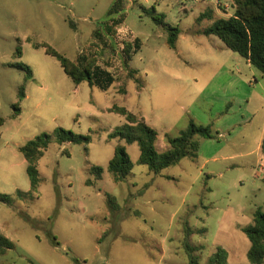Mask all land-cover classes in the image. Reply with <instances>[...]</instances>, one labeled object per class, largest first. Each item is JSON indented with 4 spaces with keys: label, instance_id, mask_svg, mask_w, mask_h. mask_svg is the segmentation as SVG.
<instances>
[{
    "label": "rangeland",
    "instance_id": "rangeland-1",
    "mask_svg": "<svg viewBox=\"0 0 264 264\" xmlns=\"http://www.w3.org/2000/svg\"><path fill=\"white\" fill-rule=\"evenodd\" d=\"M203 2L0 0V193L13 197L12 205L0 201V234L15 244L0 264H189L186 240L203 247L200 264L218 247L228 264H251L243 228L264 212V75L204 33L235 13L234 0L229 13L218 7L229 0ZM156 19L180 28L176 49ZM136 39L140 48L128 53ZM37 43L82 66L94 61L115 82L77 85ZM113 106L156 130L159 153L191 119L212 125L216 138L196 136V159L155 174L139 163L137 143L108 138L126 123ZM58 128L90 142L53 141L31 193L20 147ZM119 146L134 164L122 182L108 170ZM93 167L104 169L100 180ZM18 190L29 196L19 199Z\"/></svg>",
    "mask_w": 264,
    "mask_h": 264
},
{
    "label": "trees",
    "instance_id": "trees-1",
    "mask_svg": "<svg viewBox=\"0 0 264 264\" xmlns=\"http://www.w3.org/2000/svg\"><path fill=\"white\" fill-rule=\"evenodd\" d=\"M233 6L235 9L233 16L220 18L204 33L217 36L229 49L240 54L264 75V0H234ZM204 16L200 18L203 19ZM162 17L165 18V15H162ZM156 21L167 30L168 45L172 49H176L178 37L181 33L180 28L168 25L161 19H156ZM42 46L46 47L49 55L60 62L65 73L77 85L88 82L90 86H98L102 90H107L115 82L113 74L105 68L96 66L94 61L82 66L48 45L35 44L36 48ZM133 47L140 48L138 39L135 40L133 46L129 45L127 52L130 53V49ZM19 68H24L28 71L29 79L33 77V73L28 66H19ZM122 92L126 93L125 89ZM20 98H25L24 88L20 91ZM110 110L124 116L126 123L110 133L108 138L125 140L127 144L137 143L141 150L139 163L148 166L149 170L155 174H160L164 169L179 164L183 158L196 159L200 149L199 142L195 140L196 136L204 139L216 138L212 125H199L194 119H191L188 128L182 131L179 136H167L170 150L165 153H159L156 149L158 134L155 129L147 124L143 117L130 112L125 107L113 106ZM1 123L2 121L0 120ZM53 141L60 145L83 142L88 144L90 137L76 134L64 128H58L53 134L42 133L20 147V152L27 161L31 193L37 192L41 185L42 177L38 169V163ZM261 151L264 155V139L261 144ZM133 168L134 164L128 156L126 148L117 147L108 167V170L114 175L115 181L122 182L127 179ZM103 172L104 169L101 167H93L92 169V173L96 175L97 180L102 178ZM16 194L19 199H26L29 196V194L20 190ZM110 200L112 199L110 198ZM0 201L12 205L13 197L0 193ZM111 204L114 210L117 209L113 201H111ZM243 231L251 243L247 254L249 261L251 264H263L264 212L261 209L255 211L253 222L244 227ZM201 232L206 231L204 229ZM191 234H193L192 231L187 227L186 236L190 237ZM57 245H59L58 242ZM185 247L189 255V264H200V258L197 253L203 247L194 246L187 240L185 241ZM14 248V242L0 234V254H5L8 250ZM208 264H228V252L222 247H218L214 255L209 259Z\"/></svg>",
    "mask_w": 264,
    "mask_h": 264
},
{
    "label": "crops",
    "instance_id": "crops-1",
    "mask_svg": "<svg viewBox=\"0 0 264 264\" xmlns=\"http://www.w3.org/2000/svg\"><path fill=\"white\" fill-rule=\"evenodd\" d=\"M202 1H204L203 3H205L206 2V0H202ZM230 2H228L229 4L228 5H230L231 6V2H232V0H229ZM221 7H219V10H220V12H222L221 11V9H220ZM223 10H224V8H222ZM212 13V12H211ZM211 13H208V14H211ZM224 14V13H223ZM205 16H207L206 15V13L204 14ZM203 16V15H202ZM224 16V15H223ZM223 18H228V17H226V16H224ZM177 48V47H176ZM248 62V64L249 65H251L250 63H249V61H247ZM256 83L259 85L260 84V80L259 79H256ZM264 139V138H263ZM263 141V140H262ZM261 144H262V142H261ZM261 144H260V148H258V149H260L261 150ZM214 159H216V158H214Z\"/></svg>",
    "mask_w": 264,
    "mask_h": 264
},
{
    "label": "built area",
    "instance_id": "built-area-1",
    "mask_svg": "<svg viewBox=\"0 0 264 264\" xmlns=\"http://www.w3.org/2000/svg\"><path fill=\"white\" fill-rule=\"evenodd\" d=\"M184 1H190V0H184ZM218 7L225 8L226 12H228V13L230 12V9H232V7L230 5L222 4L220 2H218ZM81 53H84V51H81Z\"/></svg>",
    "mask_w": 264,
    "mask_h": 264
}]
</instances>
